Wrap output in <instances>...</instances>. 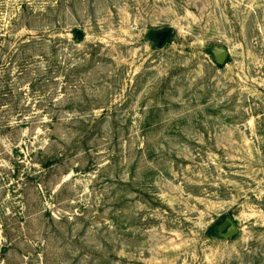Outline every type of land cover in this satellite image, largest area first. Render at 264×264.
<instances>
[{
  "label": "rangeland",
  "instance_id": "374dc122",
  "mask_svg": "<svg viewBox=\"0 0 264 264\" xmlns=\"http://www.w3.org/2000/svg\"><path fill=\"white\" fill-rule=\"evenodd\" d=\"M0 264H264V0H0Z\"/></svg>",
  "mask_w": 264,
  "mask_h": 264
},
{
  "label": "water",
  "instance_id": "95a60500",
  "mask_svg": "<svg viewBox=\"0 0 264 264\" xmlns=\"http://www.w3.org/2000/svg\"><path fill=\"white\" fill-rule=\"evenodd\" d=\"M171 33V30H165L159 35L161 41H164ZM230 52L226 48H220L216 53V60L219 65H225L228 62ZM220 233L225 237H233L240 232L239 221L233 216H227L218 227Z\"/></svg>",
  "mask_w": 264,
  "mask_h": 264
},
{
  "label": "trees",
  "instance_id": "16d2710c",
  "mask_svg": "<svg viewBox=\"0 0 264 264\" xmlns=\"http://www.w3.org/2000/svg\"><path fill=\"white\" fill-rule=\"evenodd\" d=\"M154 35V34H153ZM210 233L212 234H215L216 232V226H212L210 229H209Z\"/></svg>",
  "mask_w": 264,
  "mask_h": 264
}]
</instances>
